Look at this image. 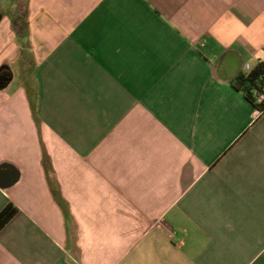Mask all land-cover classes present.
<instances>
[{"label":"crops","instance_id":"1","mask_svg":"<svg viewBox=\"0 0 264 264\" xmlns=\"http://www.w3.org/2000/svg\"><path fill=\"white\" fill-rule=\"evenodd\" d=\"M259 62L264 0H0V264H264Z\"/></svg>","mask_w":264,"mask_h":264},{"label":"trees","instance_id":"2","mask_svg":"<svg viewBox=\"0 0 264 264\" xmlns=\"http://www.w3.org/2000/svg\"><path fill=\"white\" fill-rule=\"evenodd\" d=\"M236 84L242 90L246 98L258 109L261 105L257 103V93L262 91L264 87V62H259L256 67L244 74H240L236 78ZM17 209L13 205H9L0 213V231L15 216Z\"/></svg>","mask_w":264,"mask_h":264},{"label":"built area","instance_id":"3","mask_svg":"<svg viewBox=\"0 0 264 264\" xmlns=\"http://www.w3.org/2000/svg\"><path fill=\"white\" fill-rule=\"evenodd\" d=\"M250 66L246 67V71H250ZM257 103L261 105V109L256 108V115H263L264 114V87L262 91L257 93Z\"/></svg>","mask_w":264,"mask_h":264},{"label":"water","instance_id":"4","mask_svg":"<svg viewBox=\"0 0 264 264\" xmlns=\"http://www.w3.org/2000/svg\"><path fill=\"white\" fill-rule=\"evenodd\" d=\"M0 176H1V174H0ZM0 184H2V183H0ZM12 184H14V183H5V186L8 187V186H10Z\"/></svg>","mask_w":264,"mask_h":264}]
</instances>
